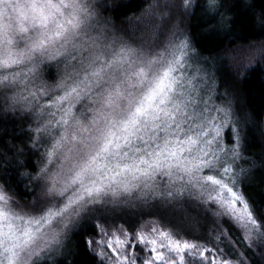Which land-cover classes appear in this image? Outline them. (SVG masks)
I'll return each mask as SVG.
<instances>
[{
    "label": "snow or ice",
    "instance_id": "1",
    "mask_svg": "<svg viewBox=\"0 0 264 264\" xmlns=\"http://www.w3.org/2000/svg\"><path fill=\"white\" fill-rule=\"evenodd\" d=\"M123 7L0 0V124L13 125L0 132V264H264L242 120L217 92L216 57L170 22L179 7L235 23L253 5L145 0L128 28L104 15ZM213 34L234 43L231 28Z\"/></svg>",
    "mask_w": 264,
    "mask_h": 264
},
{
    "label": "trees",
    "instance_id": "2",
    "mask_svg": "<svg viewBox=\"0 0 264 264\" xmlns=\"http://www.w3.org/2000/svg\"><path fill=\"white\" fill-rule=\"evenodd\" d=\"M109 3H123L125 7L121 8L117 13L106 12L104 15H115L117 25L128 28L131 25L122 23L126 17L140 16L142 13V5H145V0H107ZM252 4L251 8H235L229 14L235 18V23H228L227 19L221 21L219 19L207 23L208 16L203 14V9H197L195 15L189 17L186 14H181L179 7L172 11V24L179 23V26L189 32L193 38V42L205 55H213L216 57L217 74H219L221 83L222 77L227 74L235 84L234 100L238 104L236 109L238 114L245 111L250 116V121L246 126L247 136V154L253 161V164L248 165L251 169L247 178L244 180L246 194L251 201L255 202L258 208L264 207V57H261L259 62L255 56H250L243 59L242 55L237 56L238 63L243 61L242 69H237L236 64L229 57L232 49L254 44L264 39V25L258 23L255 17L261 16L264 13V0H248ZM213 28L223 29L231 28V39L234 43L228 41L221 42L217 35H209V31ZM222 34V31H221ZM221 51L217 52L216 49ZM223 49H228L224 51ZM232 61V62H231ZM246 64H255L251 70H246ZM246 78L240 79L241 76ZM19 129V125H16ZM244 127V125H243ZM7 128L9 133L13 130V125L9 121L0 124V132ZM16 135L20 137L19 131ZM9 143H15L18 147H23L21 143L23 137L12 141L10 137ZM15 183V181H13ZM20 195L17 199L21 204H24L29 197L24 196L22 190L17 189ZM227 227V225H225ZM75 240V238H74ZM59 264H63L59 261ZM76 264H90L87 254L81 253L76 257Z\"/></svg>",
    "mask_w": 264,
    "mask_h": 264
},
{
    "label": "rangeland",
    "instance_id": "3",
    "mask_svg": "<svg viewBox=\"0 0 264 264\" xmlns=\"http://www.w3.org/2000/svg\"><path fill=\"white\" fill-rule=\"evenodd\" d=\"M172 2L175 3L178 6L179 3H180V0H172ZM173 10H175V9H173ZM239 48L240 49H248V50H251L253 52L264 50V39H262L259 42L254 43V44H249L247 46H242V47H239ZM242 54H243V51H237L236 53L229 55L230 59L232 61H234V63L236 64L235 68H237V69H242V67H243V61L241 63H238L237 58H236L237 56H240ZM248 57H250V56L245 55L243 57V59H246ZM216 68H217V64H216V61L214 60L213 71L215 72V75L217 77V82H218V90H217V92H218V94L227 93L230 96V98L233 101V105H234L235 111L237 113V116L241 118L242 124L244 125V130L246 131V126L248 125V123L250 121V116L245 111H243V113H241V114H238V112L236 110L238 108V104L234 100V96L237 93V91L235 92V88H234L235 84L233 83V80L230 77H228L227 74H225L222 77V81H223V84H222L221 80H220V77H219V74H217ZM44 78H45V80H47V82L49 84H52V83L55 82L54 80L50 79L47 76V71H45ZM247 167H249V166H247Z\"/></svg>",
    "mask_w": 264,
    "mask_h": 264
}]
</instances>
